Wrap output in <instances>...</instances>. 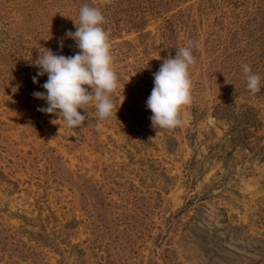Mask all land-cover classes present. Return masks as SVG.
<instances>
[{"label":"rangeland","instance_id":"rangeland-1","mask_svg":"<svg viewBox=\"0 0 264 264\" xmlns=\"http://www.w3.org/2000/svg\"><path fill=\"white\" fill-rule=\"evenodd\" d=\"M83 5L105 16L117 117L85 106L69 128L32 77L42 48L79 51ZM189 40L192 104L154 128L153 74ZM0 264H264V0H0Z\"/></svg>","mask_w":264,"mask_h":264},{"label":"clouds","instance_id":"clouds-1","mask_svg":"<svg viewBox=\"0 0 264 264\" xmlns=\"http://www.w3.org/2000/svg\"><path fill=\"white\" fill-rule=\"evenodd\" d=\"M104 23L105 16L98 8L83 5L79 10V26L74 22L76 31L66 33L76 42L79 51L73 56H64L41 47L43 54L39 53L35 61L39 71L32 77L33 83H38L37 76L47 74L48 77L42 86L45 91L33 93L34 98L47 104L38 111L57 115L69 128L84 124L87 116L79 110L85 106H94L101 120L113 115L117 117L111 95L119 87V81L113 68L109 35L102 27ZM60 46L63 48L62 42ZM193 46L194 42L189 40L174 58L164 59L153 74L154 87L147 108L153 114L150 119L154 128L174 129L184 123L182 110L193 101L189 71L196 63ZM195 46L199 47L198 44ZM241 68L247 89L253 94L260 92L261 77L246 63Z\"/></svg>","mask_w":264,"mask_h":264}]
</instances>
